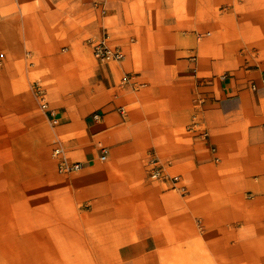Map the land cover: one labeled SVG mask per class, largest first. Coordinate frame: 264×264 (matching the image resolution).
I'll use <instances>...</instances> for the list:
<instances>
[{
	"label": "crops",
	"instance_id": "crops-1",
	"mask_svg": "<svg viewBox=\"0 0 264 264\" xmlns=\"http://www.w3.org/2000/svg\"><path fill=\"white\" fill-rule=\"evenodd\" d=\"M103 4L104 17L120 27L127 49L122 71L131 73L134 88L122 84L125 93L109 95L107 110L89 113L86 135L110 142L107 155L121 167L117 161L154 147L170 172L189 181L178 200L182 209L148 185L136 198L119 197L126 225L110 238L115 264H264V231L255 229L264 223V0ZM191 121L193 128L208 127L207 140L196 130L180 131ZM97 154L94 148L78 154L73 197L55 202L95 201V178L111 175L92 171ZM121 171L138 175L128 165ZM189 191L203 194L188 200ZM215 192L223 197L214 198ZM96 202H110V194Z\"/></svg>",
	"mask_w": 264,
	"mask_h": 264
},
{
	"label": "rangeland",
	"instance_id": "rangeland-1",
	"mask_svg": "<svg viewBox=\"0 0 264 264\" xmlns=\"http://www.w3.org/2000/svg\"><path fill=\"white\" fill-rule=\"evenodd\" d=\"M104 1L0 0V264H115L110 238L126 225L120 222L119 197L136 198L148 185L160 188L165 202L173 199L176 207L185 206L178 200L186 188L178 191L173 186L178 181L188 185V179L170 172L162 152L154 147L117 161L138 175H125L124 166L109 154L104 161L97 157L92 171L110 170L111 175L95 178V201L55 202L73 197L71 183L78 180L79 170L64 171L60 161L75 164L80 152L94 148L98 156L102 147L108 153L112 145L102 135L88 138L86 116L107 110L109 95L117 89L125 93L122 84L134 88L129 79L122 81L124 76L131 79V73L122 71L123 59L103 66L88 44L89 38L107 33L127 51L117 23L104 17L108 9ZM189 57L195 60L196 55ZM69 80L75 83L67 88ZM111 82L118 87L108 89ZM119 108L120 114L126 112ZM194 122L180 131L196 130L207 140L208 127L193 128ZM155 163L165 174L158 180L150 175ZM173 174L178 176L175 183L170 179ZM109 194L110 202H96ZM199 194L203 193L189 191L185 199ZM220 196L215 192L214 198ZM255 229L264 231V223ZM195 243L200 246L203 240Z\"/></svg>",
	"mask_w": 264,
	"mask_h": 264
},
{
	"label": "built area",
	"instance_id": "built-area-1",
	"mask_svg": "<svg viewBox=\"0 0 264 264\" xmlns=\"http://www.w3.org/2000/svg\"><path fill=\"white\" fill-rule=\"evenodd\" d=\"M88 44L91 48L92 54L95 59L103 66H106L110 62L120 61L125 57V53L119 44H115L112 41V38L109 34L104 33L98 37H93L88 39ZM130 78L128 76H124L122 81L127 82ZM124 108H121V112H124ZM107 154V148L102 147V154L99 158L102 160L105 158ZM79 164H69L66 159L60 161V167L64 171L71 170L73 168H78ZM162 168L158 164H154L151 168L150 175L152 178L159 179L163 178L165 174L162 172ZM172 182H176L178 180L177 175L170 176Z\"/></svg>",
	"mask_w": 264,
	"mask_h": 264
},
{
	"label": "bare ground",
	"instance_id": "bare-ground-1",
	"mask_svg": "<svg viewBox=\"0 0 264 264\" xmlns=\"http://www.w3.org/2000/svg\"><path fill=\"white\" fill-rule=\"evenodd\" d=\"M106 157V156H105ZM105 159V158H104ZM104 159H102V160H104ZM78 163V162H77ZM79 164V163H78ZM80 168V164H79V166H78V168H73V169H79ZM173 183H175V182H173ZM177 183V182H176ZM184 186L182 185V186H178V188H183Z\"/></svg>",
	"mask_w": 264,
	"mask_h": 264
}]
</instances>
